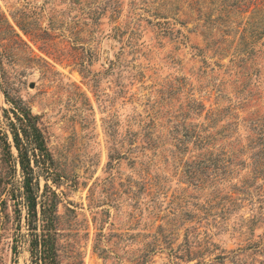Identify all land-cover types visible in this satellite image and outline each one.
I'll return each mask as SVG.
<instances>
[{
	"label": "rangeland",
	"instance_id": "1",
	"mask_svg": "<svg viewBox=\"0 0 264 264\" xmlns=\"http://www.w3.org/2000/svg\"><path fill=\"white\" fill-rule=\"evenodd\" d=\"M16 105L55 264H264V0H0V264H36Z\"/></svg>",
	"mask_w": 264,
	"mask_h": 264
},
{
	"label": "trees",
	"instance_id": "2",
	"mask_svg": "<svg viewBox=\"0 0 264 264\" xmlns=\"http://www.w3.org/2000/svg\"><path fill=\"white\" fill-rule=\"evenodd\" d=\"M12 112L15 117L14 121L10 120L9 122L12 140L9 141L8 134H4L3 142L10 156H13L12 146L17 150L16 158L24 176L23 195L28 207L27 222L34 236L30 244V251L34 263L55 264L54 245L49 241V238L55 236L57 195L53 190H48V185L39 195V182L35 181L38 176L37 170L49 172L53 158L39 126L38 116L24 105L14 106ZM15 205L17 204L15 203ZM16 210L18 209L16 208ZM40 237L42 240L38 239Z\"/></svg>",
	"mask_w": 264,
	"mask_h": 264
}]
</instances>
